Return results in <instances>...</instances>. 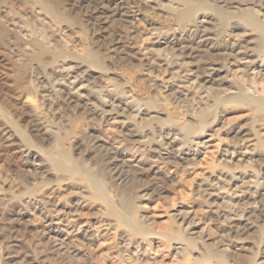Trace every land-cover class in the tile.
Here are the masks:
<instances>
[{"label": "bare ground", "instance_id": "obj_1", "mask_svg": "<svg viewBox=\"0 0 264 264\" xmlns=\"http://www.w3.org/2000/svg\"><path fill=\"white\" fill-rule=\"evenodd\" d=\"M0 99V264H264V0H0Z\"/></svg>", "mask_w": 264, "mask_h": 264}, {"label": "rangeland", "instance_id": "obj_2", "mask_svg": "<svg viewBox=\"0 0 264 264\" xmlns=\"http://www.w3.org/2000/svg\"><path fill=\"white\" fill-rule=\"evenodd\" d=\"M127 1V0H126ZM129 1V0H128ZM137 1H139L140 3H141V1L142 0H137ZM14 5V7H15V9L16 10H18V11H20V12H24L23 11V8L20 6V5H18L17 3H14L13 4ZM135 19L136 20H134V22H133V25H130L129 23H123L122 25L123 26H120V28H122V30L125 32V33H127V34H131L132 33V31H139V36H141L142 35V33L143 32H145L146 30H147V28H146V25L142 22V21H140V20H137V19H139V16L138 15H135ZM135 24V25H134ZM133 26V27H132ZM70 37V42L71 41H73V39H74V37L72 38L71 36H69ZM145 43V41H143L142 42V44H144ZM80 46L77 44L76 46H75V48H79ZM16 96V95H15ZM15 96H13V99L11 100V102H12V104H10L11 105V109H12V111L15 113V114H17L18 115V113L15 111V109L13 108L14 106L15 107H20V105H21V102L19 101V100H16L17 99V97H15ZM1 100V99H0ZM237 116V113H236V111H234L233 109H231V110H229L226 114H224V116H223V119H234L235 117ZM112 120V119H111ZM110 120V121H111ZM237 120V119H236ZM237 121H240V119H238ZM79 125V124H78ZM81 125V124H80ZM85 125L84 124H82V126H81V129H84L85 127H84ZM107 126H110L111 128V130H115L116 129V122H114V121H112L111 122V124H107ZM106 126V128H108ZM257 129L258 130H260V132L264 135V128L262 127V126H258L257 127ZM221 136H226V135H224L223 133L221 134ZM223 138H226V137H223ZM213 140L210 142V144H214L215 142H216V140H215V137H213L212 138ZM249 139H252V136H250L249 137ZM251 142L252 141H249L248 142V145L249 144H251ZM212 153H214L215 152V149L214 150H212L211 151ZM212 153H209L210 155L212 154ZM23 161H25V159H22ZM37 164V163H36ZM38 165H36V171H38L39 170V168L37 167ZM172 170V169H171ZM174 175L175 176H178V177H188L189 179H191V177H192V174H188L186 171L185 172H183V171H180V170H178V171H175L174 172ZM62 186H63V188L65 189L67 186H68V182H63L62 183ZM53 188H55V187H53ZM225 188H228V187H225ZM25 199V202H27L28 203V205L29 204H32V202L34 201V200H32V201H30V203H29V199H27V198H24ZM78 202H76L75 200L73 201V204H77ZM78 205V207H77V209H76V211H71L72 209L70 208H65V213L63 214V217L62 218H67V220H71V219H73L74 221H80L84 216H80L79 214H77V212H79V213H81L82 212V210H84L83 209V205L81 204H77ZM2 206H3V204H0V208H2ZM82 208V209H81ZM81 210V212H80V210ZM35 210L36 211H38L39 209H38V204L35 206ZM69 210H70V212H69ZM21 212H26V211H24V210H22ZM69 213V214H68ZM66 215V216H65ZM68 215H70V216H68ZM79 215V216H78ZM82 217V218H81ZM92 218H94L93 216H91ZM90 217V218H91ZM80 218V219H79ZM91 218V219H92ZM84 219V218H83ZM67 220H65V223L64 224H62L63 226H64V230H66V232H67V238L69 239V240H76V234L77 233H79L81 230H82V228H80L79 230H75L74 228L75 227H70V225H68V223H67ZM94 221V220H93ZM93 221L91 220L90 222H84V225L82 226L83 228H86L87 227V238H89V240H90V256H91V258H93L92 260H94V259H96L95 258V256L97 257V254H99V252L100 251H98V247H97V244H96V239H94V238H97V236L95 237V235L93 234V229H94V227L96 226V224L97 223H93ZM40 222L41 223H39V222H36V223H34L35 224V226H38V228L40 229V228H42V226H47L48 225V221H46V219L45 218H41L40 219ZM55 222H57L56 220H54V221H52V224H54ZM259 222L260 223H264V221H260V219H259ZM24 225V224H23ZM23 225H21V226H23ZM27 227L26 228H28V229H30V227H31V225H30V223H28L27 225H26ZM54 230H49V232L50 233H48L47 231H45V233H44V238L46 239V238H48L50 235H51V238H54V236H55V233L53 232ZM252 233V230H249V231H247V233L246 234H251ZM245 234V235H246ZM61 234L58 232L57 234H56V238H58V236H60ZM53 236V237H52ZM18 238H20V237H18ZM56 238H54V239H56ZM60 238V237H59ZM68 239L66 240V241H68ZM52 241V240H51ZM64 242L62 245H59V240H57V241H55V242H51L52 243V245H54V249H58L59 248V250L62 252V253H67V252H70V253H73L74 255H75V253H76V251L74 250V249H76V248H79L81 251L80 252H82L83 253V251H84V249H83V247H79V246H77V247H72V245L70 244V243H68V242ZM17 243L16 244H18V242H19V244H23V246L22 247H24V242H25V240L23 239H21L20 238V240L19 239H17V241H16ZM67 245V246H66ZM70 245V246H69ZM245 246L246 245H244V246H242V248H240L239 250H238V252H239V255L242 257V258H247L250 254L248 253V251H247V249L245 248ZM22 247H21V250H23L24 248L26 249V247H24L23 249H22ZM68 247H70V249L68 248ZM100 247V246H99ZM18 249H20V248H18ZM68 249V250H67ZM21 250H20V252H21ZM72 251V252H71ZM82 253H79V254H77V255H75V259L76 260H81V255L80 254H82ZM80 255V256H79ZM156 255V254H155ZM93 256V257H92ZM168 256L167 255H165V253H163V254H161V258H167ZM98 258V257H97Z\"/></svg>", "mask_w": 264, "mask_h": 264}]
</instances>
